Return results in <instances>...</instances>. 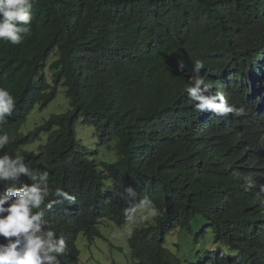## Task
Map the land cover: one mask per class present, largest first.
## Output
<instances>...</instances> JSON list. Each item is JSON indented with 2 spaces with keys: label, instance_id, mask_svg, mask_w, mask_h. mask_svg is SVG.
Here are the masks:
<instances>
[{
  "label": "clouds",
  "instance_id": "obj_1",
  "mask_svg": "<svg viewBox=\"0 0 264 264\" xmlns=\"http://www.w3.org/2000/svg\"><path fill=\"white\" fill-rule=\"evenodd\" d=\"M96 1L85 17L59 12L64 25L53 40L32 26L38 0H0V42L19 45L33 30L50 49L36 80L41 99L19 97L0 83V264H102L93 252L104 239L101 226L133 222L139 225L127 236L125 264H261L264 0H165L163 12H155L160 18L150 11L122 30L112 29V19L127 10L124 0ZM65 35L75 37L85 58L82 73L66 75L51 64L63 57ZM76 84L117 106L95 113L96 100L79 109L69 93ZM59 93L67 109L23 132L27 117ZM54 115L68 117L77 141L63 151L50 134ZM104 118L112 122L99 131ZM116 127L147 172L165 166L189 192H203L212 211L233 216L232 225L212 226L194 201L182 222L167 220L139 190L153 178L137 181L136 162L116 155ZM152 226L156 237L155 230L135 234ZM141 244L153 250L151 261L142 260Z\"/></svg>",
  "mask_w": 264,
  "mask_h": 264
},
{
  "label": "trees",
  "instance_id": "obj_2",
  "mask_svg": "<svg viewBox=\"0 0 264 264\" xmlns=\"http://www.w3.org/2000/svg\"><path fill=\"white\" fill-rule=\"evenodd\" d=\"M143 4H134L129 0H124V4L127 10L124 11L121 17L112 19V29L122 30L128 28L133 22L141 20L142 15H147L148 12H152L150 16L160 18L155 14L156 11L160 9L163 12L165 0H154L149 2L148 0H141ZM174 1V0H171ZM96 0H38V9L35 11V16L33 20V28L38 27L40 31L45 33L48 37L56 40V35L59 33L64 25V18L60 16L59 12L65 16L73 17H85L91 15L95 11ZM178 7H181L178 4ZM43 20L51 23L47 25L43 23ZM42 37H36L33 30L29 33L24 34V40L19 45H11L4 42H0V83L10 87L19 97L31 96L35 101L41 99L37 97L43 88L41 87V79L36 81L40 77L41 68L44 62L48 61L49 48L45 47L41 40ZM76 39L74 36L70 38L65 35V39L60 44L59 49L63 53V57L53 61L51 64H61L63 71L66 75L71 72L82 73L77 67L83 68L81 62H85V58L81 53L79 46L75 44ZM68 48L70 50H68ZM91 64V63H90ZM35 82L34 86H28ZM52 89L50 85L46 86V90ZM32 91V93H30ZM86 88L83 85H69V93L75 98L79 109L88 103L89 101H96V111L102 112L105 108L117 106L115 100L108 97L109 101H105L101 94H88L86 93ZM88 92V91H87ZM50 124H54L57 128L50 132L51 136L60 139L59 149L63 151L65 144L68 147L73 146L77 143L75 135L70 133L73 129L71 127L70 120L66 115H54ZM112 121H107L105 118L99 124L98 130L100 131L107 124ZM73 124V123H72ZM115 134L119 137L120 141V151H117L116 155L129 156L134 162H136L138 169L134 177L141 179L137 181H142L144 179L153 178L150 185H145L139 190L143 193H149L148 196L157 201L160 208H163L164 213L167 214L166 219L171 223H180L185 217V209L188 204L192 201L196 202L198 206L196 207L197 212H201L206 216L208 221H211V225L214 226L218 224V221H222L221 227L231 226L233 223V216H228L225 212L219 214L212 211V208L207 207L205 204V199L203 198V192H189L190 188L179 179L174 178L165 166L160 164H155L150 172L146 171V167L139 160L134 159L131 154L135 155V149H132L130 142L121 136L119 129L115 128ZM150 156V155H149ZM149 156H146V160ZM130 162V161H129ZM128 161H124L123 164L127 165ZM72 163V162H70ZM153 173V174H151ZM205 193L209 194L210 190H205ZM117 216L120 218L124 216V211L122 207L117 208ZM227 219V220H226ZM158 229L165 230L160 219ZM176 227H171L170 230ZM182 229L187 231V226H183ZM155 230V227L141 228L135 233L142 237V232H148ZM158 231L152 237H156ZM186 234V233H185ZM157 245H154L155 254H157ZM142 250V260L151 261L152 260V249L148 248L146 245L141 244ZM163 253V250L160 249ZM261 264H264V259L260 260Z\"/></svg>",
  "mask_w": 264,
  "mask_h": 264
},
{
  "label": "rangeland",
  "instance_id": "obj_3",
  "mask_svg": "<svg viewBox=\"0 0 264 264\" xmlns=\"http://www.w3.org/2000/svg\"><path fill=\"white\" fill-rule=\"evenodd\" d=\"M264 25V22H263ZM67 109L66 98L59 93L56 99L43 110H35L32 112L30 117H27V120L24 123L23 132L27 130L30 131L35 126L41 124L50 113L52 112H62ZM141 208L140 212L142 211ZM133 225H139L137 222L131 224H124L120 227L109 223L101 226V232L104 239H97L93 246V252L95 253L97 259L102 264H110L115 260L119 264H125V255L127 252V236L130 233V230ZM174 240L178 238L176 233L173 234ZM177 244H180V240L177 239ZM183 246L188 248L190 243L185 241Z\"/></svg>",
  "mask_w": 264,
  "mask_h": 264
}]
</instances>
